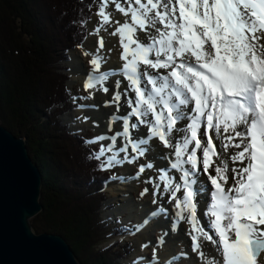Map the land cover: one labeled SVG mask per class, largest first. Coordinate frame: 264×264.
Masks as SVG:
<instances>
[{"label": "snow or ice", "instance_id": "1", "mask_svg": "<svg viewBox=\"0 0 264 264\" xmlns=\"http://www.w3.org/2000/svg\"><path fill=\"white\" fill-rule=\"evenodd\" d=\"M112 3L129 18L111 33L119 37L121 73L128 81L123 93L120 81L115 82L112 102L118 108L129 90L135 97L126 100L131 111L121 118V133L102 144L94 157L101 162L100 169L128 162L138 164V175L151 171L155 168L148 162L155 147L151 141L158 140L172 150L173 171L157 169L155 182L151 177L148 182L176 202L178 219L191 224L193 251L203 257L198 243L203 237L216 245L223 264H264V0ZM107 6L108 0H103L98 12L103 25L110 23ZM101 60L95 56L90 63L100 69ZM111 74L90 75L84 88L99 86L107 93ZM141 127L147 134L134 135ZM214 138L225 149H241L229 157L243 167L231 169L234 183L227 188L228 164L217 152ZM104 139L100 136L97 142ZM214 159L218 163L212 175ZM202 175L211 184L204 215L218 237L215 240L198 223V197L205 191L200 186Z\"/></svg>", "mask_w": 264, "mask_h": 264}, {"label": "trees", "instance_id": "2", "mask_svg": "<svg viewBox=\"0 0 264 264\" xmlns=\"http://www.w3.org/2000/svg\"><path fill=\"white\" fill-rule=\"evenodd\" d=\"M95 2L0 0V122L26 140L42 173L34 232L62 236L80 264H123L131 242L101 246L112 174L100 169L87 139L58 119L74 106L62 64L84 43Z\"/></svg>", "mask_w": 264, "mask_h": 264}, {"label": "bare ground", "instance_id": "3", "mask_svg": "<svg viewBox=\"0 0 264 264\" xmlns=\"http://www.w3.org/2000/svg\"><path fill=\"white\" fill-rule=\"evenodd\" d=\"M112 1V0H111ZM110 8L109 13H111L110 16V23L105 26L104 28H100L99 21L95 20L91 23L90 29H91V41L89 42L91 44V51L94 55L100 56L102 60H105V65H108L110 67L105 68L102 66V71L97 74H103L105 71L112 72L114 70H120L122 68V65L124 61L121 59L122 56V46L119 43V37L111 35V33L115 30V28L119 27L125 20H128V17H125L122 13H120L118 10L115 9V7H111V3H109ZM113 25L112 29H108L110 26ZM96 28H100V31L97 33L95 31ZM141 38H143V33H140ZM103 39L104 41V47L100 48V40ZM73 69L75 73L76 79H82V81H87L86 76H83L80 74L82 70V62L78 57H75L72 61ZM114 66V67H113ZM105 68V70H104ZM163 71V70H161ZM121 72H119L120 74ZM116 78L117 81H120L119 84V91L123 93V90L128 88V81L123 77H117L112 76L107 80L106 86L109 88V91L107 93H104L102 89L97 87V89H93L92 94L95 96V102H98L95 106L85 108V105L81 109H77L80 111L81 116L83 115V124L84 126H90L96 125L100 128L101 134L103 137H105L103 134L105 132H109L111 127L118 126L120 128L119 133L122 131V122L121 118L128 112L131 111V109L127 106L126 100L128 97H135V93L131 92L129 90L128 97H123L121 101L119 102V107L117 108V105L115 102H112V96L114 94V91L117 88L116 85ZM95 91V93H94ZM88 100V99H87ZM88 102V101H87ZM89 103V102H88ZM104 106H102V104ZM77 110L75 112H77ZM113 112V113H111ZM89 115V117L87 116ZM130 120L134 121L135 117H130ZM204 131V129H203ZM118 134V133H117ZM147 134V129L144 127H141L138 133H134V135H140L145 136ZM174 135L179 136L182 135V133H174ZM107 138V137H105ZM114 138V137H113ZM108 139V143L113 139ZM121 141V142H120ZM239 142L238 140L234 141V143ZM121 143H123V138L117 139L116 141V147L119 148ZM151 143L155 145V147L152 148L151 153L148 157V162L153 163L155 165V168L149 172V177L156 180L157 176V169H165L167 168L168 172H172L173 170L169 167L170 163L172 162V159L169 158L172 150L170 148H165L161 142L158 140H152ZM214 143L217 145V152L222 153V159L227 162L228 164V171L226 175L228 176V184L225 185L226 187L231 186L234 183L233 180V173L231 171L232 168H240L242 165L237 163H233L229 157L231 155L236 154L241 149H237L233 146H229L227 149L224 148L223 142H221L218 138H214ZM223 144L222 148L220 149L219 144ZM191 148V146H190ZM215 161V159H214ZM213 161V167L209 169V173L212 175H215L214 167L217 166V163H214ZM218 162V161H217ZM138 163H144L143 160L138 161ZM246 163V162H245ZM125 165V164H124ZM138 164L137 163H128L126 164V167L130 170L134 169V166ZM202 167V166H201ZM176 176H179V172L175 173ZM200 180L203 181L200 186L205 189L203 193L200 194L198 197L199 204H198V223L204 228V230L208 231L210 235L213 236V239H218L216 237L214 231L209 227V218L204 215V212L206 211L207 206L210 204V194L209 189H211L210 181L207 180V175H202L200 177ZM115 181V180H114ZM114 183V182H113ZM109 186L112 187L110 190L120 198H122V202L124 203L122 206L118 207L114 211H112L113 214H125L128 213L130 218L136 219V233L139 234L138 242L139 248L136 251V255L142 260L147 259V250H146V242L151 240V233L159 227H163L165 229L166 233V242L162 244L161 248H156L154 253V261L156 264H179L181 261V258H184L183 255L179 256L178 252L175 250V246L179 244V242H182L187 232L184 231L182 228V220L178 219L179 212L175 207V201L171 200V198L167 197L166 193H163L162 191H159L160 194V202L156 203V206L152 208V206L148 205H138L135 203L132 197L128 196L127 193H131V191L134 189L135 181L130 178L127 174H123L122 177H120V180L118 183L109 184ZM155 210V211H154ZM136 211V213H134ZM191 233V232H190ZM195 234V233H193ZM198 243L200 244V247L202 245H207L209 247V255L215 256L217 255V258L215 259V264H223V257L220 254V252L217 251L216 245L212 242H209V240L200 237ZM193 241L189 247L184 249V252H190L191 254H195L196 251H193L192 248ZM206 246V247H207ZM207 247V248H208ZM205 249V248H204ZM146 250V251H145ZM205 257V256H204ZM211 260V258H208L204 264H207V262Z\"/></svg>", "mask_w": 264, "mask_h": 264}, {"label": "rangeland", "instance_id": "4", "mask_svg": "<svg viewBox=\"0 0 264 264\" xmlns=\"http://www.w3.org/2000/svg\"><path fill=\"white\" fill-rule=\"evenodd\" d=\"M103 3V0H96V2L93 5L92 12L94 14L91 16L89 22L86 24L87 28V35L84 39V43L76 47L74 50L71 51L70 56L67 61H65L62 64V68L68 69L65 70L66 73L69 75V80L67 82L68 88L71 90L72 99L71 102L75 105L74 108L67 110L66 112L62 113L59 116V121L61 126L65 127L66 130L70 133L74 134H82L84 137L87 138L88 144L91 145L96 152L100 149V147L103 145L108 144V139L113 138L116 136L117 133H119L120 128L118 126L111 127L109 132H105L103 135L107 138H105L102 142H97V138L102 136L101 130L96 125L90 126H84L83 124V115L81 116L80 111L77 109H81L85 104V108L95 106L98 102H95V96L92 94L93 89L86 90L84 88V85L87 81H82V79H76L75 73L72 65V61L75 57H78L80 61L82 62V70L80 72L81 75L89 77L90 75H97L102 71V66L100 69H95L93 65H91L90 61L96 56L91 51V44L89 43L91 41V29L90 25L95 20L99 21L98 23L100 25V28H104L107 25L102 24V18L98 15L99 9ZM111 7H115L114 3H112L111 0H108V6L106 8V12L109 11L110 5ZM109 13V12H108ZM113 25L110 26L108 29H112ZM87 53V54H86ZM106 60V59H105ZM105 60H101V64L105 62ZM105 68L110 67L108 65H103ZM114 67V66H113ZM104 68V70H105ZM76 72V71H75ZM120 70H114L112 71L110 77L117 76L123 79L122 73ZM109 77V78H110ZM120 80L119 78H116V81ZM109 80V79H108ZM124 92V90H123ZM95 93V91H94ZM88 99V100H87ZM89 103H88V102ZM102 104V103H101ZM102 106H104L102 104ZM62 107V106H61ZM77 110V112H75ZM113 113V112H111ZM89 117V115H87ZM179 134V133H178ZM115 135V136H113ZM121 142V141H120ZM223 144H219L220 149L222 148ZM218 163L216 160L214 163ZM125 164V165H124ZM127 162L123 163L122 165H119L110 171L113 173V179L109 184L118 183L120 180V177L123 176V174H127L130 176L132 180L135 181L134 189L131 191V193H127L128 196L132 197L138 205H148L155 207L156 203H161L159 198L160 190L155 189V183L150 184L148 182L149 179V172L146 171L142 175H138L137 173V165L134 166L133 170H130L126 167ZM157 177V176H156ZM115 180V181H114ZM155 182V179H152ZM114 182V183H113ZM111 186L108 185L107 190L109 193V206L104 210L102 214V219L106 221V230L105 234L103 235V242L101 246H107L111 243H113L116 240L124 239L128 240L132 243V246L130 248L131 254L128 255V259L123 260V264H156L154 261V253L156 248H161L162 244L166 242V233L165 229L163 227L156 228L152 233L149 241L146 242V252H147V259H140L136 255V251L141 248L139 246L138 237L139 234L136 233V219L130 218L128 213L125 214H113L112 211L117 209L118 207L122 206L124 203L121 201L122 198L117 197L111 190ZM145 189H147V192H145ZM169 198V196L167 195ZM172 200V199H171ZM136 213V211L134 212ZM113 216H118L120 220L118 222H115ZM120 228L123 231V236H116L115 233ZM182 228L185 232H187L185 239L182 242H179L177 246H175V250L178 252L179 255H183L184 258H181V261L179 264H204L208 258H211V260H215L217 258V255L211 256L209 255V247L207 245H202L200 247V252L203 253V257L199 255L198 252L195 254H191L190 252H184V249L189 247L192 243L191 235L193 233L191 232V224L189 222H182ZM135 229V230H134ZM191 232V233H190ZM212 245V243L210 244ZM208 248H207V247ZM205 248V249H204ZM205 256V257H204Z\"/></svg>", "mask_w": 264, "mask_h": 264}, {"label": "water", "instance_id": "5", "mask_svg": "<svg viewBox=\"0 0 264 264\" xmlns=\"http://www.w3.org/2000/svg\"><path fill=\"white\" fill-rule=\"evenodd\" d=\"M42 185L26 140L0 122V264H80L62 236L33 230Z\"/></svg>", "mask_w": 264, "mask_h": 264}]
</instances>
